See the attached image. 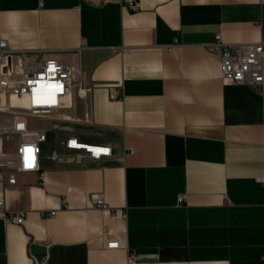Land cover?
Here are the masks:
<instances>
[{
  "label": "crops",
  "instance_id": "1",
  "mask_svg": "<svg viewBox=\"0 0 264 264\" xmlns=\"http://www.w3.org/2000/svg\"><path fill=\"white\" fill-rule=\"evenodd\" d=\"M217 35L264 44V0H139L136 12L117 0H0L13 50L77 64L91 92L75 99L72 127L113 151L58 163L45 146L44 182L19 176L4 193L24 221H0V264H264L262 96L222 83L206 49ZM93 196L110 211L92 210Z\"/></svg>",
  "mask_w": 264,
  "mask_h": 264
},
{
  "label": "built area",
  "instance_id": "2",
  "mask_svg": "<svg viewBox=\"0 0 264 264\" xmlns=\"http://www.w3.org/2000/svg\"><path fill=\"white\" fill-rule=\"evenodd\" d=\"M117 2L130 12L139 9V0ZM206 49L218 53L224 85H245L260 92L264 125V44H224L217 35ZM90 92L82 85L77 64L53 51H15L0 37V221L22 226L24 213H8L4 193L17 185L19 176L36 174L44 182L41 158L45 146L49 149L46 159L51 162H100L112 156L109 146L81 141L72 127L75 99H84ZM120 95L118 89H111L109 98L116 101ZM258 183L264 187V176ZM91 209L110 211L101 196L91 198ZM55 214L44 212L42 216L53 219ZM105 249H121L120 242L109 241ZM126 264H135L134 255L128 256Z\"/></svg>",
  "mask_w": 264,
  "mask_h": 264
},
{
  "label": "water",
  "instance_id": "3",
  "mask_svg": "<svg viewBox=\"0 0 264 264\" xmlns=\"http://www.w3.org/2000/svg\"><path fill=\"white\" fill-rule=\"evenodd\" d=\"M31 253L34 256L45 255V249L43 247L33 246L31 247Z\"/></svg>",
  "mask_w": 264,
  "mask_h": 264
},
{
  "label": "rangeland",
  "instance_id": "4",
  "mask_svg": "<svg viewBox=\"0 0 264 264\" xmlns=\"http://www.w3.org/2000/svg\"><path fill=\"white\" fill-rule=\"evenodd\" d=\"M49 142H50V139L48 140V144H49ZM48 144H47V145H48Z\"/></svg>",
  "mask_w": 264,
  "mask_h": 264
},
{
  "label": "snow or ice",
  "instance_id": "5",
  "mask_svg": "<svg viewBox=\"0 0 264 264\" xmlns=\"http://www.w3.org/2000/svg\"><path fill=\"white\" fill-rule=\"evenodd\" d=\"M97 151H103V150H97Z\"/></svg>",
  "mask_w": 264,
  "mask_h": 264
}]
</instances>
